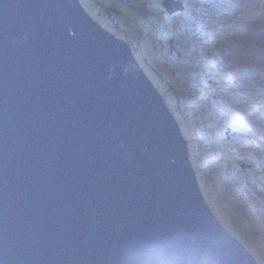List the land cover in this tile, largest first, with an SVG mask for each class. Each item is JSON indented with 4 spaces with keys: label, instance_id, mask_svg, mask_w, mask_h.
<instances>
[{
    "label": "water",
    "instance_id": "95a60500",
    "mask_svg": "<svg viewBox=\"0 0 264 264\" xmlns=\"http://www.w3.org/2000/svg\"><path fill=\"white\" fill-rule=\"evenodd\" d=\"M176 254L258 264L204 201L181 128L128 44L78 0H0V264Z\"/></svg>",
    "mask_w": 264,
    "mask_h": 264
},
{
    "label": "rangeland",
    "instance_id": "374dc122",
    "mask_svg": "<svg viewBox=\"0 0 264 264\" xmlns=\"http://www.w3.org/2000/svg\"><path fill=\"white\" fill-rule=\"evenodd\" d=\"M78 1L128 38L181 128L204 201L264 264V0H178L172 15L163 0Z\"/></svg>",
    "mask_w": 264,
    "mask_h": 264
},
{
    "label": "clouds",
    "instance_id": "9594fccd",
    "mask_svg": "<svg viewBox=\"0 0 264 264\" xmlns=\"http://www.w3.org/2000/svg\"><path fill=\"white\" fill-rule=\"evenodd\" d=\"M122 40H125V43H127L126 38ZM128 46L132 53L131 45L128 44ZM161 264H219V261L218 259L209 254H199L195 256H185L181 254H176L171 256L169 259L162 261Z\"/></svg>",
    "mask_w": 264,
    "mask_h": 264
},
{
    "label": "built area",
    "instance_id": "2783aa9c",
    "mask_svg": "<svg viewBox=\"0 0 264 264\" xmlns=\"http://www.w3.org/2000/svg\"><path fill=\"white\" fill-rule=\"evenodd\" d=\"M108 16L110 17H112V15L110 14V12L108 13ZM126 37V36H125ZM126 41H128V38L126 37Z\"/></svg>",
    "mask_w": 264,
    "mask_h": 264
},
{
    "label": "flooded vegetation",
    "instance_id": "af4514ba",
    "mask_svg": "<svg viewBox=\"0 0 264 264\" xmlns=\"http://www.w3.org/2000/svg\"><path fill=\"white\" fill-rule=\"evenodd\" d=\"M171 48H172V43H171Z\"/></svg>",
    "mask_w": 264,
    "mask_h": 264
},
{
    "label": "trees",
    "instance_id": "16d2710c",
    "mask_svg": "<svg viewBox=\"0 0 264 264\" xmlns=\"http://www.w3.org/2000/svg\"><path fill=\"white\" fill-rule=\"evenodd\" d=\"M99 1V0H98ZM110 14L112 15V13L110 12Z\"/></svg>",
    "mask_w": 264,
    "mask_h": 264
}]
</instances>
